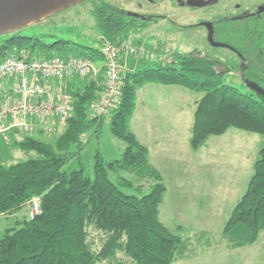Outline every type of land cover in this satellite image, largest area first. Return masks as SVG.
<instances>
[{
  "label": "trees",
  "instance_id": "16d2710c",
  "mask_svg": "<svg viewBox=\"0 0 264 264\" xmlns=\"http://www.w3.org/2000/svg\"><path fill=\"white\" fill-rule=\"evenodd\" d=\"M93 12L103 31L102 42L121 38L142 15L108 0H100ZM38 40V35L11 31L0 38V56L23 49L32 52ZM40 43L56 44L62 48V56L103 60L102 45L64 37ZM141 59L137 67L124 71L121 100L108 115L89 116V104L98 98L104 83L102 77H89L82 85L69 87L74 110L60 133L52 140L43 138L41 129L38 134H25L15 143L35 154L0 162V212L19 210L35 194L41 195L42 208L34 217L6 227L0 236V264H170L175 258L199 253L193 237L182 236L161 220L159 205L167 184L150 161L147 145L130 126L137 89L148 81L176 83L203 92L196 102L189 139L195 150L211 135L230 127L263 135L247 187L225 220L223 240L214 242L218 246L212 245L216 238L207 240L201 251L253 243L264 231V94L248 84L244 91L225 81L232 66L199 50L176 51L151 61ZM107 121L112 133L126 145L120 157L110 160L96 150L92 173H87L82 159L84 134L92 128L101 131ZM72 159L79 165L65 168ZM124 170L150 180L148 191L135 186L132 179L110 174ZM92 231L100 235L99 245L91 237Z\"/></svg>",
  "mask_w": 264,
  "mask_h": 264
},
{
  "label": "rangeland",
  "instance_id": "374dc122",
  "mask_svg": "<svg viewBox=\"0 0 264 264\" xmlns=\"http://www.w3.org/2000/svg\"><path fill=\"white\" fill-rule=\"evenodd\" d=\"M108 1L125 7L134 13L142 14L133 21V24H130L124 30L122 39L129 37L132 41L145 45L151 51L147 55L140 57L129 56L137 59L146 57L151 61L158 58H165L176 51L188 52L191 50H199L214 58L221 59L223 63L231 65L232 69L225 73L224 79L227 82L233 83L241 90H248L246 86L248 81H255L261 86H264V17L262 21L255 24L254 28L256 30L254 31H250L251 26L248 24L240 25L238 29L226 33L218 32L214 34L211 40V36L207 34L205 26L202 25L203 22L201 21L221 19L227 13L226 10H223L218 16H210L211 0ZM99 2L100 0H80L38 21L26 24L20 27L18 31L23 35L39 36L40 40L37 41L34 51H32L34 55L39 56L51 55L52 53L59 54L62 48L56 44L43 45L40 43L41 41L50 43L59 37L69 38L87 44L103 45L105 40L102 42L103 31L93 12L94 6ZM262 2L264 4V0ZM189 5H202L203 7H201L202 10L200 13L190 14L196 11L189 10ZM9 33H0V38L8 36ZM247 37L253 39H249L246 42ZM247 51H249L248 55L250 56L252 64L249 68H245V58L243 56V53ZM241 62H243L242 65ZM91 76V74L84 76L83 79L86 80ZM8 80L10 79H0V84L5 83L6 90L12 87V82L10 83ZM180 86L182 90V102L187 105L185 108L182 107L183 111H179L175 98L165 99L161 97V92H158V94L154 92L151 96L154 101L152 102V100H147L140 91L138 98L146 99L145 106L143 107L144 112H141L138 108L134 125L138 130L142 125L147 126L139 120L146 121L144 115L150 114L152 110L149 109L155 108V100L171 102L169 105L166 103L163 104V108L170 107L173 109L171 111L172 115H177L181 112V118L176 127V129H179L176 131L178 134L175 133L173 135L176 137V145L165 147V153H163L167 154L165 156L161 153L157 154L151 147V152L153 151L155 154V156L153 154L152 160L160 165L164 180L169 187V190L165 192L164 198L159 205V215L161 220L166 221L168 225L172 224L171 221L173 219H179L183 224V230L177 231L182 235L194 234L193 241L196 243L198 251L201 252L206 247V244L201 243V241L214 240L216 238L219 242V239L222 237L220 233L222 229L220 227L223 224L220 222V219H216L211 228L202 229L203 226L199 225V222L196 221V214L191 212L193 204L190 203L188 207L181 205L177 207L174 204L177 198L171 195L172 191L170 187L176 185L181 179V182L186 186L195 183L196 185H200L199 189H210L211 187L225 189L227 192H232L228 199L233 204L235 199L247 187L249 177L254 170L253 163L258 154L263 135L260 132L230 127L223 134L211 135L205 145L198 150L193 149L189 143V136L195 105L188 99L190 98L188 96L191 94L193 99V97L196 98L202 95L203 92L191 90L181 84ZM180 88L176 87V91L179 92ZM147 89L154 90L152 86L145 87L144 89L142 87V91H148ZM175 101L176 104H174ZM190 105H193V110L191 111ZM176 119H179L178 116ZM148 120L149 118L147 117ZM1 124H4V122L1 121ZM61 125L58 127V132L49 135L46 134L45 139L52 140L64 128H60ZM28 132L18 126H11V128L6 130H0V162L11 163L35 154L33 150H24L15 143L23 135L29 134ZM139 133L140 137L149 141L150 145L151 134L149 132L144 134L142 130H139ZM84 138L82 159L87 173H92V164L96 150H100L105 160H110L120 157L126 145L123 139L112 133L108 121L98 133L94 128L86 131ZM78 165V161L72 159L67 162L65 168L72 169ZM110 174L113 178H116V175H123L132 179L134 185L139 186L142 191H148L149 189L150 180L137 176L133 171H111ZM184 176H187L186 178L189 179L193 177L194 179L184 180ZM187 199L194 198L188 197ZM29 211L28 199L19 210L3 216L5 219L8 216V225L14 226L15 216L18 215L21 217L23 215V218H30ZM173 229L176 230V228ZM90 235L96 239V244L99 245L100 235L96 231H92ZM259 253L264 260L261 250H259ZM258 262H260V257L257 252L252 258V264H259Z\"/></svg>",
  "mask_w": 264,
  "mask_h": 264
},
{
  "label": "crops",
  "instance_id": "0c3cea01",
  "mask_svg": "<svg viewBox=\"0 0 264 264\" xmlns=\"http://www.w3.org/2000/svg\"><path fill=\"white\" fill-rule=\"evenodd\" d=\"M140 61L141 59H137L133 56H128L127 59L123 60V62H125L126 69H133L137 67ZM96 64H97V71L95 74H92L91 77H95V78L102 77L103 79L102 83H103L104 78H105V69H104L105 67L103 65V61L98 60L96 61ZM9 79L10 80L8 81L10 83L11 82L13 83L15 80L14 77L9 78ZM43 81H45L50 92H56V91L63 90V89L68 90L69 87L76 88L79 85L83 84L84 79L83 77H80V76H73V77L64 78V79H59L58 77L49 76L47 78H43ZM5 86H6L5 83L0 84V103L7 101V100L10 101L16 97L14 94L4 91ZM149 86H152L154 90L147 89L148 91L146 90L142 91V87L144 89L145 87L148 88ZM176 87L180 88L181 86L180 84H176V83H161L157 81H148L144 83L143 85L139 86L137 89L135 109L133 111V114L130 120L131 129L138 136L139 140H141L142 143L147 145L149 149L150 161L160 170L161 173H162V169L160 168V165L155 163L152 160V156L154 152H156L157 154L161 153L162 155L165 156L167 155V154H163L165 153L164 152L165 147H171V146L176 145V137L173 135L176 133V131L179 130L178 128L176 129V127L180 121L181 112L177 115H172L171 111H173V109H171L170 107H166L165 109L163 108V104L166 103L169 105L171 104V102L155 100L156 101L154 103L155 108L149 109V110H152V112L148 115L146 114L144 115L146 117V121L138 119L140 122L147 125V126H143V125L140 126L139 130H142L144 134L148 132L151 134L150 145H149V141H146L145 139H142L140 137L139 130L134 125L135 118L137 117L136 111L139 108L141 112H144L143 107L145 106V100H146V99L138 98V94H140V91H141L144 97L147 98V100H152L151 96L154 92L157 94L158 92H161V97L165 99L175 98L178 104L179 111L181 110L183 111L182 107L185 108L187 105L186 103L182 102L181 88H180V91L178 92L176 91ZM188 97H190L188 99L195 105V108H196V102H197L198 97L196 98L193 97L192 99L191 94H189ZM180 100H181V103H180ZM176 101L174 102V104H176ZM152 102L154 101L152 100ZM192 108H193V105H190V111L193 110ZM177 116L179 118L178 120L176 119ZM147 117L149 118L148 121H147ZM14 119H15L14 117H7L4 121H2L4 122V124L0 125V130H6L8 128H11L10 124ZM30 119H32L35 122L36 126L34 130L29 131L28 133L38 134L39 130L41 129L42 131H40L41 132L40 134L42 135L43 138H45L47 134L42 128L43 122L55 120L57 124L61 125L60 119L56 117L47 118V117H38L34 115V116H31ZM193 119H194V113H193V118L191 120V125H192ZM64 124L61 125L60 128L64 127ZM191 125H190V135H191ZM189 139H190V136H189ZM151 147L154 150V152L153 151L151 152ZM186 177L187 176H184L183 179L184 180L194 179L193 177H191L190 179ZM163 179H164V176H163ZM199 187L200 185H196V183L190 186H186L185 184L181 182V179H180V182H178L176 185H173V187L172 186L170 187L172 191L171 195L174 198H177L174 201V204L177 207L179 205L183 207H188L190 203L193 204L191 207L193 209L190 208L191 212L196 214L197 216L196 221L199 222V225L203 226L202 229L211 228L215 220L220 219V222L223 224L220 228L223 230L225 220L228 217L233 206L236 204L240 195L235 199L234 203L231 204V202L228 199L229 195H231L232 193L231 191L227 192L225 189L213 188V187H211L210 189H204V188L199 189ZM168 190H169V187L167 185L165 192H167ZM188 197L194 198V199H187ZM7 213L8 212H0V236L4 233L6 227L11 226V225H8L9 224L8 216L6 219L3 216V215H7ZM219 213L221 214V217ZM218 214L219 216H217ZM23 217H24L23 215H21V217L16 215L14 218V224L15 225L18 224L19 221ZM164 222L168 225L166 221ZM171 222L172 224L169 225L170 227L176 228V230H183V224L182 222H180L179 219L178 220L173 219V221ZM182 236L189 238V237H193L194 234L182 235ZM221 240H223L222 237H221ZM227 241L228 240L223 241L221 242V244L227 243ZM207 242H208L207 240L201 241V243H204V244H206ZM214 242H217V240H214ZM214 242L212 243V245L218 246V244ZM259 250L262 251V255L264 258V232L253 243L237 245V246H230V247L228 246L225 247L223 245L219 248L218 247L212 248L211 250L206 249V251H201L199 253H195L194 255L175 258L170 264H252V258L257 252H258V256L260 257V262L258 263L264 264V260L262 259L259 253Z\"/></svg>",
  "mask_w": 264,
  "mask_h": 264
},
{
  "label": "built area",
  "instance_id": "2783aa9c",
  "mask_svg": "<svg viewBox=\"0 0 264 264\" xmlns=\"http://www.w3.org/2000/svg\"><path fill=\"white\" fill-rule=\"evenodd\" d=\"M105 78L103 88L97 99L89 104L91 118L108 115L121 100V86L125 62L129 55L142 56L150 49L132 39L119 38L115 41L105 39L102 45ZM96 61L80 55L62 56L59 54L39 56L29 50H16L0 56V79L15 80L9 90L4 91L16 97L0 103V122L14 117L11 126L25 131L34 130L36 124L31 116L56 117L65 123L74 110V98L70 91L50 92L43 78L49 76L59 79L73 76L84 77L95 74ZM59 124L55 120L45 121L42 128L49 135L58 132ZM30 218L41 211V195L35 194L29 199Z\"/></svg>",
  "mask_w": 264,
  "mask_h": 264
},
{
  "label": "flooded vegetation",
  "instance_id": "af4514ba",
  "mask_svg": "<svg viewBox=\"0 0 264 264\" xmlns=\"http://www.w3.org/2000/svg\"><path fill=\"white\" fill-rule=\"evenodd\" d=\"M211 1L212 3L210 5V12H209L211 13L210 16L212 17L214 15L218 16V14L220 12H223V10H226L227 12L225 13V15H223L224 17H222L221 19L219 18L217 20L211 19V21L210 20L201 21L203 22L202 25L205 26L207 34L211 36V40L213 39L214 34L218 32L226 33L228 31L238 29L240 25L248 24L251 26L250 31H254L256 30V28H254L255 24L263 20L264 17V4L262 2L263 0H211ZM201 7L203 6L189 5L188 9L189 10L192 9L196 11L195 13H190V14H198L202 10ZM240 8H242V10H240ZM249 39H253V38L247 37L246 42ZM248 52L249 51L243 53V56L245 58L244 60L245 68H249V66L252 65ZM214 59H218V58H214ZM242 63L243 62H241V65Z\"/></svg>",
  "mask_w": 264,
  "mask_h": 264
},
{
  "label": "water",
  "instance_id": "95a60500",
  "mask_svg": "<svg viewBox=\"0 0 264 264\" xmlns=\"http://www.w3.org/2000/svg\"><path fill=\"white\" fill-rule=\"evenodd\" d=\"M78 1L80 0H0V33L15 31ZM247 83L264 94V86L255 81Z\"/></svg>",
  "mask_w": 264,
  "mask_h": 264
}]
</instances>
